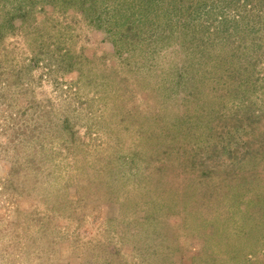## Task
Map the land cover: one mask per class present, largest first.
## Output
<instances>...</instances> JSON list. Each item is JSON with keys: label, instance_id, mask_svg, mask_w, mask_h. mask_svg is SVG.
<instances>
[{"label": "rangeland", "instance_id": "rangeland-1", "mask_svg": "<svg viewBox=\"0 0 264 264\" xmlns=\"http://www.w3.org/2000/svg\"><path fill=\"white\" fill-rule=\"evenodd\" d=\"M0 264H264V0H0Z\"/></svg>", "mask_w": 264, "mask_h": 264}]
</instances>
